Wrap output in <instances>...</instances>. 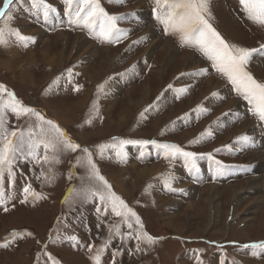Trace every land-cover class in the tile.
<instances>
[{
	"label": "rangeland",
	"instance_id": "obj_1",
	"mask_svg": "<svg viewBox=\"0 0 264 264\" xmlns=\"http://www.w3.org/2000/svg\"><path fill=\"white\" fill-rule=\"evenodd\" d=\"M45 2L56 9L46 20L42 12L33 14L31 0L23 4L14 0L11 27L33 39L25 45L13 37L7 47L0 46V85L94 154L113 138L174 143L185 151L204 154L197 159L198 170L192 172L183 157L166 159L162 150L152 146H127L123 163L111 147L103 159L94 155L113 191L141 217L144 230L157 241L151 246L141 243L143 250L136 251L135 233L124 240L116 237L100 254V264H198V260L202 264H221L222 260L224 264H264V252L256 250L254 257L251 249L243 248L264 240V123L253 114V106L202 53L182 47L175 36L165 34L164 25L156 19L154 0H100L108 14L120 18L117 26L127 33L119 43H101L86 29L69 23L62 0ZM207 4L209 22L227 42L247 48L264 43V26L247 17L239 0H207ZM137 8L143 16L136 13ZM34 30L43 36H36ZM76 36L87 46L73 48ZM166 42L175 52L165 53ZM90 46L93 54L87 56L84 50ZM183 53L193 56L190 61L196 60L198 66L178 62ZM45 54L55 56V64H44L48 62ZM201 69L208 74H200ZM247 70L264 82V55L254 54ZM96 71H100L98 77ZM210 79L221 83L220 92L206 91ZM102 83L104 91L97 94ZM75 85L81 86L79 92L74 91ZM93 101L98 115H93ZM198 105L207 111H195ZM186 113L190 115L185 118ZM7 120L9 130L24 124L23 118L17 120L11 113ZM249 126L256 140L234 143L237 136L251 137ZM208 129L211 136H202ZM208 153L213 159L207 158ZM78 154H61L48 183L36 180L33 165L27 162H18L14 184L5 177V193H14V198L7 212L0 207V264H52L53 260L56 264H95V253L88 246L103 247L109 225L120 218L97 214L98 201L84 204L83 209L77 202L72 211L63 202L70 188L90 183L85 167H71ZM152 166L151 175H139L144 167ZM34 171L38 174L39 167ZM70 171L75 174L72 179ZM169 173L175 177L176 191L166 190L159 179ZM28 182L45 198L21 203ZM149 185L153 187L146 191ZM120 230L129 232L123 223ZM13 232L21 235L12 238ZM72 235L77 240L69 239ZM5 243L7 247L2 246Z\"/></svg>",
	"mask_w": 264,
	"mask_h": 264
},
{
	"label": "snow or ice",
	"instance_id": "obj_2",
	"mask_svg": "<svg viewBox=\"0 0 264 264\" xmlns=\"http://www.w3.org/2000/svg\"><path fill=\"white\" fill-rule=\"evenodd\" d=\"M23 4V0H19ZM65 5V12L69 17V23L82 29H86L90 36L94 37L101 43H119L122 38H126L127 33L119 29L117 22L120 19L117 16L108 14L100 6V0H62ZM156 5V19L164 25L165 34L173 35L177 38L179 44L194 48L203 54L211 67L233 86L236 93L252 105V112L261 123H264V82H258L257 79L247 70L254 54L264 55V43L258 48L239 47L227 42L219 32L209 22L210 14L208 13L207 0H154ZM247 17L261 26H264V0H239ZM14 0H3L0 6V46L7 47L12 38L16 42L26 45L33 38L22 35L19 29L11 27L14 20L13 16ZM31 9L36 11L34 15L41 12L46 20L50 13L56 9L45 2V0H31ZM143 39V38H142ZM134 67V66H133ZM69 78L73 75V70H67ZM200 74L207 75L206 69H201ZM107 83V81H105ZM102 83L97 88V94L102 93L105 88ZM169 88L172 85L168 86ZM81 86L75 85L74 91L79 92ZM181 92H187V89H181ZM213 96L218 93H212ZM150 105L144 111L147 112ZM92 108L95 110L93 115H98L99 109L96 101H93ZM197 112H206L203 105H198L195 109ZM15 115L17 120L24 119V124L17 126L14 130H9L7 114ZM143 112L141 116H143ZM190 115L185 114V118ZM91 123V118L86 121ZM26 125V127L24 126ZM211 129L202 134L211 136ZM250 137L246 134L236 137L235 142L248 143ZM194 143V142H192ZM138 146L148 148L149 146L162 150L166 159H172L177 156L183 157L185 166L189 172L198 170L197 159L203 158L204 154H197L191 151H185L181 146L174 143H158L156 140L147 139H115L112 143L101 144L97 147L96 152L88 147H81L73 142L67 133L52 119L46 118L44 114L33 107H28L16 98L15 94L9 92L5 86L0 85V207L5 212L8 211L7 204L14 198V193H5V177L14 184L16 179V169L18 162H27L33 165V176L42 183H48L54 176V165L60 163V155L73 152L79 153L76 156L72 169L77 165L87 169V180L89 184H82L80 188H70L64 199V203L72 211L73 206L79 202L81 209L84 204L95 203V212L99 215L113 214L120 218L116 223L109 225V235L105 244L101 248L89 245V251L94 252L93 259L95 264H100V254L105 251L111 241L120 237L121 240L134 238L137 240L136 251H142L141 243H147L149 246L154 245L157 241L147 231L141 217L128 204L113 191L112 186L101 174L94 155L104 158L106 150L111 147L115 152L118 162H125L127 158L126 147ZM219 151V150H217ZM208 159H213V154H206ZM219 164V161H215ZM39 167L37 174L34 169ZM69 179L74 177V171L69 172ZM23 177V173H21ZM83 179V178H82ZM163 186L168 191H176L173 188L175 177L170 173L159 178ZM153 185H149L146 191L150 190ZM41 193H37L32 183H25L22 189L21 203L37 201L44 199ZM82 213H77L81 215ZM102 222V221H101ZM126 224L128 233H122L120 224ZM134 224L136 228H134ZM65 227H68L65 224ZM20 233L13 232L12 238L20 236ZM30 235V234H28ZM69 239L77 240L75 235ZM7 247L8 244L2 245ZM243 248L251 249L252 255H257L256 250L264 252V240L243 245ZM49 259H52L49 257ZM52 264H56L53 260ZM198 264L202 261L198 260ZM224 264V261H221Z\"/></svg>",
	"mask_w": 264,
	"mask_h": 264
},
{
	"label": "bare ground",
	"instance_id": "obj_3",
	"mask_svg": "<svg viewBox=\"0 0 264 264\" xmlns=\"http://www.w3.org/2000/svg\"><path fill=\"white\" fill-rule=\"evenodd\" d=\"M136 13L138 14V15H140V16H143V14H144V12H143V10L141 9V8H137L136 9ZM142 14V15H141ZM33 34H35L36 36H40V37H42L43 36V33L41 32V31H36V30H34L33 32H32ZM145 34V33H144ZM63 34H58L57 36H62ZM74 44H73V48H75V46L77 45L78 46V48L79 49H81L82 47L84 48L85 46H87V45H85V40L81 37V36H76V38L74 39ZM68 43V42H67ZM67 46V45H66ZM163 47L165 48L164 50H166V52L165 53H167V51H169V50H171V51H173V52H175V48H174V46L171 44V43H168V42H166L165 43V45H163ZM163 47H162V49H163ZM93 47L92 46H90V48H86L84 51H85V55H87V56H89L91 53L93 54V51L91 50ZM76 49V48H75ZM99 50V49H98ZM100 52V51H99ZM96 53H98V52H96ZM106 53H107V51H106ZM105 54V53H104ZM112 54V53H111ZM107 55V54H106ZM183 56L181 57V58H179L177 61L178 62H188V64L189 63H191V59L193 58V56H191L189 53H183L182 54ZM45 57L47 58V60H48V62L46 63V60H44V64H46L47 66H52L53 64H55L54 62H53V58L55 57H49L48 55H46L45 54ZM86 57V56H85ZM109 58V57H108ZM194 59V58H193ZM105 61V60H104ZM176 61V62H177ZM190 61V62H189ZM192 65H197L198 66V62H196V60L194 61V62H192L191 63ZM101 68L102 69H104L102 66L101 67H99V69L101 70ZM98 73H100V71L98 72V71H96V73H94V75H96V77H98L97 75H98ZM161 73V72H160ZM100 75V74H99ZM90 77V76H89ZM94 77V76H93ZM215 82V81H214ZM213 82V80H208V82L206 83V85H207V87H206V91L208 92V90H210V89H213V90H215V91H218V92H220L221 90H222V85H221V83H219V82H215L214 83ZM225 86V85H224ZM206 92V93H207ZM111 95V94H110ZM232 104H230V106H231ZM63 111V110H62ZM126 112V111H125ZM252 126V125H251ZM249 129H251V131L253 132V127L252 128H250V126H249ZM255 130V129H254ZM256 137H258L257 135H256V133L255 132H253V134L251 135V137H250V140L251 139H253V141L254 140H256ZM252 141V140H251ZM256 143H258V142H256ZM261 157V156H260ZM264 159V158H263ZM134 167V166H133ZM155 168V166H152L151 168H149V167H144V170L143 171H141V172H139V175L140 176H143V177H146V176H148L149 174L151 175L152 173H153V170H152V172L150 171V170H148V169H154ZM147 172V173H146ZM158 172V171H157ZM210 188H213V187H210Z\"/></svg>",
	"mask_w": 264,
	"mask_h": 264
}]
</instances>
